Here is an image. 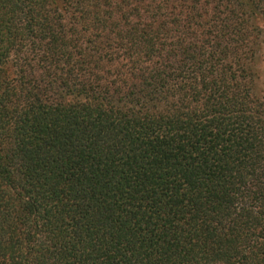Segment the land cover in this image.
<instances>
[{"label":"trees","instance_id":"16d2710c","mask_svg":"<svg viewBox=\"0 0 264 264\" xmlns=\"http://www.w3.org/2000/svg\"><path fill=\"white\" fill-rule=\"evenodd\" d=\"M264 0H0V264H264Z\"/></svg>","mask_w":264,"mask_h":264},{"label":"rangeland","instance_id":"374dc122","mask_svg":"<svg viewBox=\"0 0 264 264\" xmlns=\"http://www.w3.org/2000/svg\"><path fill=\"white\" fill-rule=\"evenodd\" d=\"M264 31V22L260 23ZM262 45L255 62L254 72L256 76V86L259 95L264 98V32H262Z\"/></svg>","mask_w":264,"mask_h":264}]
</instances>
